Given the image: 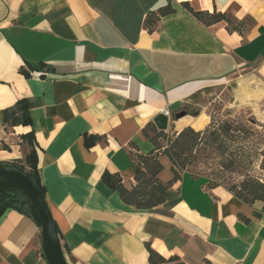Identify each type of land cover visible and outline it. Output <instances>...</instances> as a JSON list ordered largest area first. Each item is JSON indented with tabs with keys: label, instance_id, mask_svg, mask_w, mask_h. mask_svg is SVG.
Here are the masks:
<instances>
[{
	"label": "crops",
	"instance_id": "1",
	"mask_svg": "<svg viewBox=\"0 0 264 264\" xmlns=\"http://www.w3.org/2000/svg\"><path fill=\"white\" fill-rule=\"evenodd\" d=\"M196 1L0 0V163L24 165L37 145L67 264H151L149 248L185 264H264L263 202L245 204L185 172L166 203L144 211L103 182L110 173L136 185L133 153L154 150L143 129L158 114L171 115L174 132L202 131L207 115L201 129L177 127L204 115L183 112L193 95L241 71L264 81V0ZM184 2L211 13L236 8L255 26L245 36L207 26ZM168 7L150 31L147 16ZM85 135L98 138L94 147ZM160 161L167 183L173 165ZM0 264H48L32 217L0 211Z\"/></svg>",
	"mask_w": 264,
	"mask_h": 264
},
{
	"label": "trees",
	"instance_id": "2",
	"mask_svg": "<svg viewBox=\"0 0 264 264\" xmlns=\"http://www.w3.org/2000/svg\"><path fill=\"white\" fill-rule=\"evenodd\" d=\"M183 4L199 21L207 26L221 22H226L229 25L231 23L228 13L218 12L216 9L212 13L209 11H194L189 2ZM170 10L171 8L168 7L162 9L159 14H149L145 20L146 27L150 31L153 30L160 17L170 13ZM227 31L241 34L236 28H227ZM18 108H20L19 103ZM25 112L24 110L23 114ZM189 115L198 117L200 113H189ZM143 132L145 137L153 144L154 150L147 155L139 153L138 150L133 153V159L138 166L134 177L136 185L128 189L122 183V179L118 174L105 173L103 175V182L110 189L118 191L121 199L127 205L145 211L166 203L169 188L179 181L181 174L185 172L204 177L211 188L222 186L219 183V180L223 178L222 175H241L244 178L243 181L237 185L227 187V189L245 204L264 203V181L252 175L251 170H249L253 162L258 159L261 161V169L264 170V133L256 129L255 122H253V125L234 120H220L216 123L212 119L210 124L202 131L187 127L180 132H174L171 136L158 131L150 123L143 129ZM97 142L98 138L96 136L85 135L84 137V144L87 148L94 147ZM131 147L135 148L133 144ZM162 157L169 158L173 165L174 178L167 183L158 178L164 170V166L160 161ZM37 160V145L32 142V151L26 158L24 165L19 162L0 164H4L8 169L24 173L45 199V189L41 184ZM210 161L215 162L214 165L218 166V170H212L210 173L205 174H198L193 170L195 165L200 162L210 166ZM208 170H211V167H208ZM8 209L32 217L41 228L33 205L21 193H0V211L4 212ZM149 252L151 264H185L177 256L166 259L150 248Z\"/></svg>",
	"mask_w": 264,
	"mask_h": 264
},
{
	"label": "rangeland",
	"instance_id": "3",
	"mask_svg": "<svg viewBox=\"0 0 264 264\" xmlns=\"http://www.w3.org/2000/svg\"><path fill=\"white\" fill-rule=\"evenodd\" d=\"M193 5L196 6V0H192ZM236 8H232L225 12L229 14L231 19L230 25L226 22H221L226 28L238 29L242 35L251 33L255 26V21L251 17H244L239 20L235 16ZM253 78L254 84L248 86L246 81ZM189 100V99H188ZM183 112L185 113H203L207 115L210 120L214 119L217 123L220 120H234L237 122H246L249 125L256 123V129L264 133V81L259 80L250 71H241L234 79L222 81L218 84L204 88L202 91L193 95L188 104L185 105ZM167 135L174 134L173 130H169ZM204 162V161H203ZM203 162L195 165L193 170L196 173L205 174L212 170H218V166L210 161V166ZM260 159L255 160L250 166L252 175L259 177L264 181V170L260 167ZM211 167V170H208ZM219 180V183L224 187L237 185L243 181V176L238 174H225ZM256 204V203H255Z\"/></svg>",
	"mask_w": 264,
	"mask_h": 264
},
{
	"label": "water",
	"instance_id": "4",
	"mask_svg": "<svg viewBox=\"0 0 264 264\" xmlns=\"http://www.w3.org/2000/svg\"><path fill=\"white\" fill-rule=\"evenodd\" d=\"M185 116L180 114L176 119ZM172 117L162 112L154 117L157 130L167 132ZM0 193H21L33 205L41 225L43 251L48 264H67L50 209L34 183L22 172L0 164Z\"/></svg>",
	"mask_w": 264,
	"mask_h": 264
},
{
	"label": "bare ground",
	"instance_id": "5",
	"mask_svg": "<svg viewBox=\"0 0 264 264\" xmlns=\"http://www.w3.org/2000/svg\"><path fill=\"white\" fill-rule=\"evenodd\" d=\"M246 84H247L248 86H251V85L254 84V81L250 79V80L246 81ZM206 120H207V117H206L205 115H202V116H201L200 118H198V119H194V118H191L190 120H186V119H185V120H181L180 122L178 121L177 127H178V129H180V128H182L184 125H187V124H189V123H192L193 126H194L196 129H201V128L204 126Z\"/></svg>",
	"mask_w": 264,
	"mask_h": 264
},
{
	"label": "built area",
	"instance_id": "6",
	"mask_svg": "<svg viewBox=\"0 0 264 264\" xmlns=\"http://www.w3.org/2000/svg\"><path fill=\"white\" fill-rule=\"evenodd\" d=\"M263 16H264V11H263ZM167 114H169V113L167 112Z\"/></svg>",
	"mask_w": 264,
	"mask_h": 264
}]
</instances>
